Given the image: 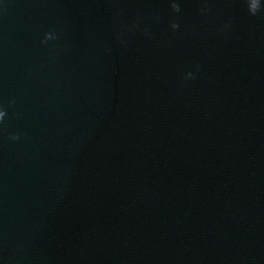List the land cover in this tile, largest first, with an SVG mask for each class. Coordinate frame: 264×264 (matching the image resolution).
Instances as JSON below:
<instances>
[{
	"label": "water",
	"instance_id": "95a60500",
	"mask_svg": "<svg viewBox=\"0 0 264 264\" xmlns=\"http://www.w3.org/2000/svg\"><path fill=\"white\" fill-rule=\"evenodd\" d=\"M259 2L0 0V264H264Z\"/></svg>",
	"mask_w": 264,
	"mask_h": 264
},
{
	"label": "clouds",
	"instance_id": "9594fccd",
	"mask_svg": "<svg viewBox=\"0 0 264 264\" xmlns=\"http://www.w3.org/2000/svg\"><path fill=\"white\" fill-rule=\"evenodd\" d=\"M172 7H173L175 10L179 11V6H178L177 4L174 3V4L172 5ZM259 8H260V2H259V0H249V11H250L251 13L255 14ZM173 27H174V28H175V27H178V25L173 24ZM189 75H191V74H189ZM5 115H6L5 111L2 110V109H0V120H3V117H4ZM13 138L15 139L16 137H13Z\"/></svg>",
	"mask_w": 264,
	"mask_h": 264
}]
</instances>
